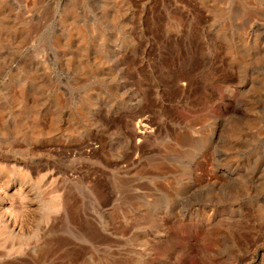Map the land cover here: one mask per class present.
Wrapping results in <instances>:
<instances>
[{
  "label": "rangeland",
  "instance_id": "obj_1",
  "mask_svg": "<svg viewBox=\"0 0 264 264\" xmlns=\"http://www.w3.org/2000/svg\"><path fill=\"white\" fill-rule=\"evenodd\" d=\"M1 166L0 264H264V0H0Z\"/></svg>",
  "mask_w": 264,
  "mask_h": 264
},
{
  "label": "bare ground",
  "instance_id": "obj_2",
  "mask_svg": "<svg viewBox=\"0 0 264 264\" xmlns=\"http://www.w3.org/2000/svg\"><path fill=\"white\" fill-rule=\"evenodd\" d=\"M140 126H143V127H144L145 125H144V124H141ZM144 128H145V127H144ZM144 128H143V129H144ZM145 129H146V128H145ZM138 130H139V129H138ZM136 131H137V130H136ZM137 132H138V131H137ZM143 133H144V132H143ZM2 169H3V167L1 166L0 171H2ZM5 169H6V168H5ZM3 170H4V169H3ZM31 172H32V171L30 170V171L28 172V174L30 175ZM25 177H26V176H25ZM21 188H22V187H21ZM21 190H22V189H21ZM23 190H24V189H23ZM15 192H16V190H15ZM23 192H24V191H23ZM16 193H19V192H16ZM24 193H26V192H24ZM24 193H23V194H24ZM7 194H8V193H7ZM27 194H28V193H27ZM27 194H26V195H27ZM13 195H14V194H13ZM21 195H22V194H20V197H22ZM26 195H24V196H26ZM27 196H28V195H27ZM27 196H26V197H27ZM17 197H18V195H17ZM29 197H30V196H29ZM6 198H7V197H6ZM30 198H31V197H30ZM24 199H25V198H24ZM21 200H22V198H21ZM57 200H58V199H56V202H57V203H56V205H55L54 207L62 208L63 204H62L61 199L58 200V201H57ZM18 201H19V200H18ZM26 201H27V200H25L24 202H26ZM63 201H65V200H63ZM52 202H53V200H52ZM52 202H51V204H52ZM21 203L23 204L22 201H21ZM26 203H27V202H26ZM54 203H55V202H54ZM22 204H21V205H22ZM16 205H17V204H16ZM64 205H65V204H64ZM54 207H53V208H54ZM25 208H26V207H25ZM66 209H67V208H66ZM27 210H28V209H27ZM57 210H58V209H57ZM12 211H16V209H13ZM18 211H19V209H18ZM59 211H60V210H59ZM16 212H17V211H16ZM23 212H24V211H23ZM23 212H21V213H23ZM60 212H61V211H60ZM67 214H68V213H67ZM13 215H14V214H13ZM68 216H69V215H68ZM9 217H12V216H9ZM14 217H16V216L14 215ZM30 217H31V216H30ZM15 219H16V218H15ZM15 219H14V220H15ZM62 219H63V218H62ZM9 220H10V218H9ZM11 220H12V219H11ZM17 220H18V219H17ZM6 222H7V220H6ZM17 222H18V221H17ZM22 222H23V221H22ZM19 223H20V222H19ZM26 223H27V222H26ZM20 225H21V223H20ZM18 227H20V226H18ZM22 227H23V225H22ZM8 228H9V227H8ZM2 233H3V232H2Z\"/></svg>",
  "mask_w": 264,
  "mask_h": 264
}]
</instances>
